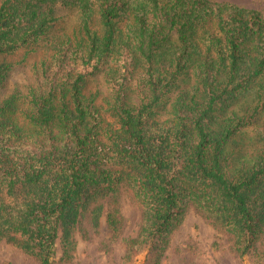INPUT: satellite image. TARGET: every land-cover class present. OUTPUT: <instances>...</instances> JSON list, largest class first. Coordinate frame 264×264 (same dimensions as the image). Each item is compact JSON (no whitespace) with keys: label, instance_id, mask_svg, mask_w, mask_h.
Instances as JSON below:
<instances>
[{"label":"trees","instance_id":"obj_1","mask_svg":"<svg viewBox=\"0 0 264 264\" xmlns=\"http://www.w3.org/2000/svg\"><path fill=\"white\" fill-rule=\"evenodd\" d=\"M78 10L71 35L50 38L57 6ZM95 13L101 29L93 27ZM124 23V25H123ZM47 40L36 81L0 100V239L40 264L75 249L122 191L141 210L126 256L161 264L189 209L230 237L240 257L263 254L264 128L255 158L233 150L264 117V15L215 0H0V55ZM11 64L0 67V85ZM105 73V107L86 94ZM106 115L111 118L107 121ZM121 236L118 210L106 213Z\"/></svg>","mask_w":264,"mask_h":264},{"label":"rangeland","instance_id":"obj_2","mask_svg":"<svg viewBox=\"0 0 264 264\" xmlns=\"http://www.w3.org/2000/svg\"><path fill=\"white\" fill-rule=\"evenodd\" d=\"M230 2L237 6L256 9L264 15V0H215ZM56 22L49 37L71 35L80 25L78 10L73 7L57 6ZM124 25V23H123ZM93 27L100 30L101 24L97 13L94 15ZM52 49L47 40L41 41L34 48L21 49L13 55H0V67L11 64L4 82L0 85V100L11 95L16 89L25 91L35 84V65L50 57ZM110 84L105 73H99L88 80L86 94H97V103L105 107V101L111 98ZM107 121L111 118L106 115ZM252 125L240 133L233 150L240 151L248 160L258 154L262 141L264 117L259 114ZM118 210L122 218L121 236L113 238L107 226L106 213ZM97 226H94L90 213L80 221L73 233L75 249L70 252L69 260H61L63 245L57 242V256L54 264H146L147 250H141L131 257L126 256L125 238L138 234L141 225V210L130 194L122 191L115 202L110 201L104 210ZM263 254L259 258L255 252L240 257L233 249V242L228 235L215 227L201 213L193 208L187 212L183 223L173 231L170 243L161 264H264V237L258 244ZM0 264H40L31 254L25 252L13 242L0 239Z\"/></svg>","mask_w":264,"mask_h":264}]
</instances>
